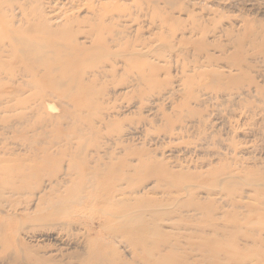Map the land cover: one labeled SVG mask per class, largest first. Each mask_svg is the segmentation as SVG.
I'll use <instances>...</instances> for the list:
<instances>
[{
  "label": "rangeland",
  "instance_id": "rangeland-1",
  "mask_svg": "<svg viewBox=\"0 0 264 264\" xmlns=\"http://www.w3.org/2000/svg\"><path fill=\"white\" fill-rule=\"evenodd\" d=\"M53 9L75 19L66 45L79 83L42 101L52 73L26 86L2 70L0 94L21 90L31 107L0 108V171L47 151V171L75 159L110 175V196L69 197L52 219L93 223L69 229L123 257L133 254L121 234L146 233L172 264H220L207 254L217 245L264 264V0H0V15L19 23Z\"/></svg>",
  "mask_w": 264,
  "mask_h": 264
},
{
  "label": "bare ground",
  "instance_id": "bare-ground-1",
  "mask_svg": "<svg viewBox=\"0 0 264 264\" xmlns=\"http://www.w3.org/2000/svg\"><path fill=\"white\" fill-rule=\"evenodd\" d=\"M55 9L43 12L37 20H26L21 23L13 21V14L0 15V28L5 29L0 43L3 52L0 53H6L5 57L9 59L5 61L2 60L3 55L0 56V73L2 70H13L7 76L8 81L15 82L18 79L19 84L23 83L26 86L39 84L50 78L52 73L53 90H43L37 95L42 101L45 100L46 95L56 94L61 87L70 85L74 87V83L76 85L79 83L78 73L75 74L70 69L71 62L75 60L66 45V42L75 35L73 27L71 28L75 19L72 15L66 17V21L63 22L66 13L56 12ZM89 47L94 49L92 45ZM3 65L9 66L5 68ZM38 71L44 74L38 75ZM26 76H30L28 81L23 78ZM2 81L3 78H0V83ZM23 93L25 92L18 89L1 93L0 96H4L0 99V108L10 111L16 107H31L27 99L18 98L19 94ZM43 153L45 157L41 163L23 165L12 171H8L9 169L0 171V251L4 252L8 264H172L175 262L167 252L158 250L154 253L150 248L154 241L151 235L146 233L121 234L119 241L130 248L133 254L132 257L126 258L118 254L116 247L111 242L103 240L102 236L96 234L90 236L87 233L88 236L83 241V234L69 229L71 223L76 220L79 221L78 225L87 227L88 232L92 230L93 223L88 225L79 219L65 218L57 222L52 219L57 214L55 211L59 212L53 207L69 197L76 196V202L84 205L98 199L102 200L104 196H110L112 180L110 175L98 174L97 166L92 167L81 160L75 161L73 158H76V155L72 157L73 162L71 161L63 172L53 169L47 171L44 161L47 162L46 156L50 154H47V151ZM66 183H72V186L68 189L63 188ZM45 209L50 211L42 213ZM114 236L109 234V237L116 241V235ZM21 237L41 242L42 246L38 243L32 245L27 241L24 242ZM70 252L72 256L68 254ZM241 252L234 246L227 248L219 245L207 250L210 258L220 254L223 256L224 260L220 264H235L236 261L252 264L258 255L241 254ZM182 259L176 263L190 264Z\"/></svg>",
  "mask_w": 264,
  "mask_h": 264
}]
</instances>
